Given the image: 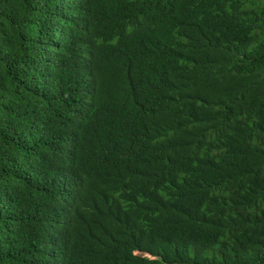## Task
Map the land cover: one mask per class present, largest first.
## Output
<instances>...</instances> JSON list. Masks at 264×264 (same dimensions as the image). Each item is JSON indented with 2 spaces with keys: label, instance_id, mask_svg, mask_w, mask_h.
I'll list each match as a JSON object with an SVG mask.
<instances>
[{
  "label": "trees",
  "instance_id": "1",
  "mask_svg": "<svg viewBox=\"0 0 264 264\" xmlns=\"http://www.w3.org/2000/svg\"><path fill=\"white\" fill-rule=\"evenodd\" d=\"M0 264H264V0H0Z\"/></svg>",
  "mask_w": 264,
  "mask_h": 264
}]
</instances>
